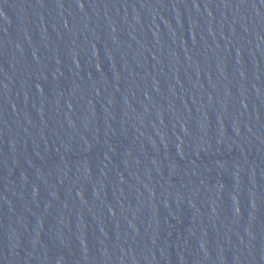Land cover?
Listing matches in <instances>:
<instances>
[{
    "label": "water",
    "instance_id": "95a60500",
    "mask_svg": "<svg viewBox=\"0 0 264 264\" xmlns=\"http://www.w3.org/2000/svg\"><path fill=\"white\" fill-rule=\"evenodd\" d=\"M0 264H264V0H0Z\"/></svg>",
    "mask_w": 264,
    "mask_h": 264
}]
</instances>
